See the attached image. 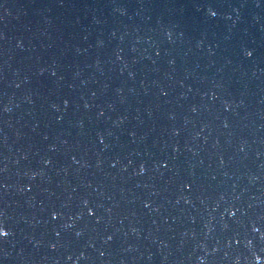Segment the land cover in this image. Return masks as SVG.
Wrapping results in <instances>:
<instances>
[{
    "label": "water",
    "instance_id": "water-1",
    "mask_svg": "<svg viewBox=\"0 0 264 264\" xmlns=\"http://www.w3.org/2000/svg\"><path fill=\"white\" fill-rule=\"evenodd\" d=\"M0 264H264V0H0Z\"/></svg>",
    "mask_w": 264,
    "mask_h": 264
}]
</instances>
